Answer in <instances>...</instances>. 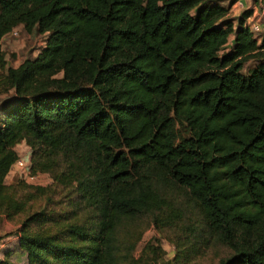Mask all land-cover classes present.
Listing matches in <instances>:
<instances>
[{"label":"trees","instance_id":"obj_1","mask_svg":"<svg viewBox=\"0 0 264 264\" xmlns=\"http://www.w3.org/2000/svg\"><path fill=\"white\" fill-rule=\"evenodd\" d=\"M233 2L0 0V215L27 264H162L134 254L150 223L264 264V58L241 71L264 38ZM18 25L46 37L13 66ZM22 140L50 184L6 182Z\"/></svg>","mask_w":264,"mask_h":264},{"label":"rangeland","instance_id":"obj_2","mask_svg":"<svg viewBox=\"0 0 264 264\" xmlns=\"http://www.w3.org/2000/svg\"><path fill=\"white\" fill-rule=\"evenodd\" d=\"M229 0H222L223 4H227ZM246 5L253 6V0H244ZM243 7L232 6L228 12L227 17H234L237 15ZM16 34H6L1 39V46L5 52L7 63L9 65L16 66L24 58L34 56L38 53L41 46L45 42L46 33H41L37 29L32 31H26L22 25L15 27ZM258 42L264 38V29L256 33ZM230 46V42L227 44V48ZM230 48V47H229ZM261 53L258 56H251L247 58L241 67V71L247 74L249 69L254 67L262 57ZM9 94L0 93V99ZM16 150L23 161L29 160L30 148L25 141H20L16 144ZM26 168L13 167L7 176L6 182L14 183L17 181H26L27 178ZM30 180V179H28ZM41 182H47L46 185L52 182V178L49 173H43L40 179ZM182 190V188H180ZM18 219H7L3 215H0V257H2L6 251H10V259L18 264H27L24 251H22L16 240V228L18 226ZM175 232L168 227H156L155 224H146L142 231V234L135 246L134 254L139 255L146 244L159 246L162 250L163 261L162 264H219L221 257L229 255V251L219 248L218 245H210L202 252H195V254H184L179 251L177 245L173 242L175 239ZM149 252V248H147ZM147 252V253H148Z\"/></svg>","mask_w":264,"mask_h":264},{"label":"built area","instance_id":"obj_3","mask_svg":"<svg viewBox=\"0 0 264 264\" xmlns=\"http://www.w3.org/2000/svg\"><path fill=\"white\" fill-rule=\"evenodd\" d=\"M253 3V6L249 7L246 5L244 0H234L232 6L243 7V9H252V13L247 17L246 24L249 26L252 33L256 36V33L264 29V0H253ZM10 34H16V30L13 29ZM29 162V160H26V162H24L22 157L18 156L12 168H26L28 172L27 178L30 179V181L43 183L40 181L43 173H30Z\"/></svg>","mask_w":264,"mask_h":264},{"label":"crops","instance_id":"obj_4","mask_svg":"<svg viewBox=\"0 0 264 264\" xmlns=\"http://www.w3.org/2000/svg\"><path fill=\"white\" fill-rule=\"evenodd\" d=\"M15 148H16V146H15ZM9 173H10V171L7 173V175H6L5 179H7V176L9 175Z\"/></svg>","mask_w":264,"mask_h":264}]
</instances>
